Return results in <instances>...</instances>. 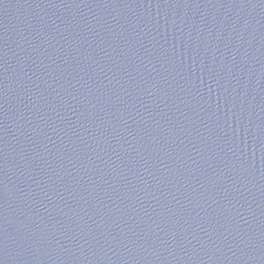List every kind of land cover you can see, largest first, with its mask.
Masks as SVG:
<instances>
[{"label":"water","instance_id":"95a60500","mask_svg":"<svg viewBox=\"0 0 264 264\" xmlns=\"http://www.w3.org/2000/svg\"><path fill=\"white\" fill-rule=\"evenodd\" d=\"M0 264H264V0H0Z\"/></svg>","mask_w":264,"mask_h":264}]
</instances>
